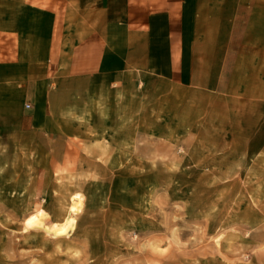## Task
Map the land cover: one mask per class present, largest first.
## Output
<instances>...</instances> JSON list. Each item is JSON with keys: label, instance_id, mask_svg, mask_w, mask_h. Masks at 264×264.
I'll return each instance as SVG.
<instances>
[{"label": "rangeland", "instance_id": "1", "mask_svg": "<svg viewBox=\"0 0 264 264\" xmlns=\"http://www.w3.org/2000/svg\"><path fill=\"white\" fill-rule=\"evenodd\" d=\"M200 5L235 63L222 87L169 113L143 85L142 116L117 106L103 132L0 149V264H264V0Z\"/></svg>", "mask_w": 264, "mask_h": 264}, {"label": "crops", "instance_id": "2", "mask_svg": "<svg viewBox=\"0 0 264 264\" xmlns=\"http://www.w3.org/2000/svg\"><path fill=\"white\" fill-rule=\"evenodd\" d=\"M201 3L0 0V149L41 150L35 141L46 133L103 132L117 106L125 118L127 110L131 118L142 116L143 85L156 109L162 99L169 113L176 100L190 105L192 92L222 87L224 67L235 63L226 46L208 39ZM247 126L240 129L245 137L232 134L231 141H250Z\"/></svg>", "mask_w": 264, "mask_h": 264}, {"label": "bare ground", "instance_id": "3", "mask_svg": "<svg viewBox=\"0 0 264 264\" xmlns=\"http://www.w3.org/2000/svg\"><path fill=\"white\" fill-rule=\"evenodd\" d=\"M37 214H38V211H37ZM41 214V213H40ZM45 215V214H44ZM35 218V216L30 220V221H28L27 223H26V226H31V224L32 223H35L36 222V220H38L37 218L36 219H34ZM39 218V217H38ZM71 218V217H70ZM34 219V220H33ZM41 220V219H40ZM39 220V221H40ZM44 220H45V218H44ZM37 221L38 223H39V225L42 223V221ZM45 221H47V220H45ZM64 221H66V220H64ZM63 221V222H64ZM72 221V220H71ZM44 223V222H43ZM71 223V222H70ZM36 224V223H35ZM34 224V225H35ZM67 224V223H66ZM72 224V223H71ZM47 225V224H46ZM46 225H44V224H42V225H40V226H42L43 227V229H45V232H47L48 231V233H52V234H55V235H58V234H66L65 232H66V225H63V226H61L60 228H58V227H56V226H46ZM50 225V224H49ZM41 228V227H40Z\"/></svg>", "mask_w": 264, "mask_h": 264}, {"label": "built area", "instance_id": "4", "mask_svg": "<svg viewBox=\"0 0 264 264\" xmlns=\"http://www.w3.org/2000/svg\"><path fill=\"white\" fill-rule=\"evenodd\" d=\"M28 107V105H26Z\"/></svg>", "mask_w": 264, "mask_h": 264}]
</instances>
